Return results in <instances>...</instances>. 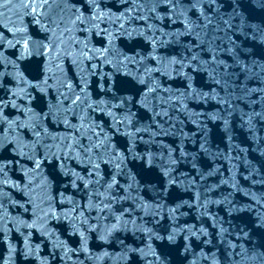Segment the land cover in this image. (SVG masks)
Returning a JSON list of instances; mask_svg holds the SVG:
<instances>
[{"label": "water", "instance_id": "water-1", "mask_svg": "<svg viewBox=\"0 0 264 264\" xmlns=\"http://www.w3.org/2000/svg\"><path fill=\"white\" fill-rule=\"evenodd\" d=\"M194 2L99 0L47 68L7 46L44 35L32 16L0 7V264H264V0ZM88 128L91 162L44 159Z\"/></svg>", "mask_w": 264, "mask_h": 264}, {"label": "snow or ice", "instance_id": "snow-or-ice-1", "mask_svg": "<svg viewBox=\"0 0 264 264\" xmlns=\"http://www.w3.org/2000/svg\"><path fill=\"white\" fill-rule=\"evenodd\" d=\"M11 2L12 0H2V2H0V7L8 8ZM164 2L172 3V0H164ZM198 3L199 0H195V2L192 3L191 7L196 8L198 6ZM209 3H215V0H209ZM177 6V4H172L173 9H175ZM14 7L23 9L24 16L31 15L34 23L39 26L40 31L44 35L36 41L32 40L26 35H21L19 39H16L15 43H13L12 40H8L7 46L16 47V45L19 44L21 40H23V47L25 51L24 53H22V55L31 54L34 50L36 53L41 54L47 58L48 63L45 65L46 68L49 64H54L56 61H58L61 58L62 54L70 55V53L68 52V48H75L76 44L78 43L76 37L73 35L74 32L91 31L92 27H98V24H96L95 22L103 19V14L98 12L100 8L99 0H17V4L14 5ZM14 28V36L17 33L25 32L22 24L20 27L14 26ZM9 31H13V29H9ZM4 47L5 45L3 43H0V48ZM85 47L87 46L85 45ZM193 59H195V57H193ZM0 63H3L4 66L7 67V57L3 55V51H0ZM56 66L59 67L58 64H56ZM4 75H6V73H4ZM47 80L48 78L46 76L44 80V86L51 87V85L47 84ZM26 83L27 81H24L22 77H19L17 79L15 87L20 91H25L23 85ZM33 87H39L41 91L45 90V87H42L40 85H33ZM11 95L17 96V92L12 91ZM61 95H63V93ZM81 100V96L77 95L72 103L76 104ZM8 103H12L14 107L16 106L15 102L12 101L11 98H9L8 101L0 100V113H2L3 107H6ZM49 114L50 113H45V119ZM80 119L82 121L80 128L83 129V121L85 120V117L82 116ZM31 120L32 117L29 116V121ZM14 123L16 122L12 121L9 126L11 127V124ZM64 123H68L67 119L64 120ZM38 126L39 125H33L27 122L17 124V127ZM5 131H7V129ZM91 132V128H88L86 131L81 132L82 137H88L90 141L88 145H77L75 136H73L72 142H69L67 138H64L61 143L56 145L43 144L42 146L46 149L44 153V159H47L49 155H51L55 159L59 160L60 169L62 172L65 168V160H70L73 158L83 159L86 156L88 161L91 162L90 153L99 146L92 140V137L90 135ZM37 135H40V133H37ZM8 143H11V141H8ZM53 146L56 147V152L52 151ZM0 147H4L3 140H0ZM23 147H27V145H24ZM74 147L82 148L83 151H77L74 156ZM15 150L19 151V154L21 156L28 155V153L24 152L20 147ZM37 156L38 154L29 157L30 159H33L35 163V168L31 170L32 172H36V170L41 166V159L37 158ZM8 167V162H6L3 156H0V178L7 176ZM92 167L95 168L96 165L93 164ZM64 174L67 173L65 172ZM25 175L27 176L28 173L26 172ZM73 184L75 186V181L73 182ZM36 207L39 208V211L43 214L41 216V219L46 218L50 214L51 204L48 205L47 209L39 205H37ZM74 210L75 209H73V211ZM51 214L54 215L55 213L52 212ZM171 239L172 236H169V240Z\"/></svg>", "mask_w": 264, "mask_h": 264}]
</instances>
